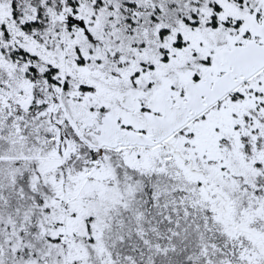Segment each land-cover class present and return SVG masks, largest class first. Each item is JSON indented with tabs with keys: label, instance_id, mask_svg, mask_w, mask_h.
I'll use <instances>...</instances> for the list:
<instances>
[{
	"label": "snow or ice",
	"instance_id": "1",
	"mask_svg": "<svg viewBox=\"0 0 264 264\" xmlns=\"http://www.w3.org/2000/svg\"><path fill=\"white\" fill-rule=\"evenodd\" d=\"M0 264H264V0H0Z\"/></svg>",
	"mask_w": 264,
	"mask_h": 264
}]
</instances>
